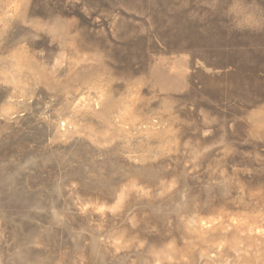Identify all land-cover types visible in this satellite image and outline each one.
<instances>
[{
  "label": "rangeland",
  "instance_id": "374dc122",
  "mask_svg": "<svg viewBox=\"0 0 264 264\" xmlns=\"http://www.w3.org/2000/svg\"><path fill=\"white\" fill-rule=\"evenodd\" d=\"M0 264H264V0H0Z\"/></svg>",
  "mask_w": 264,
  "mask_h": 264
}]
</instances>
